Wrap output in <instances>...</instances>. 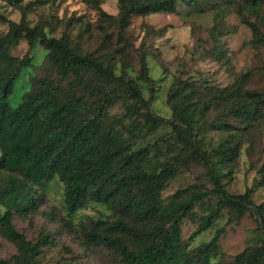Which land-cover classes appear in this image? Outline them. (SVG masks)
<instances>
[{"label": "rangeland", "instance_id": "obj_1", "mask_svg": "<svg viewBox=\"0 0 264 264\" xmlns=\"http://www.w3.org/2000/svg\"><path fill=\"white\" fill-rule=\"evenodd\" d=\"M123 1L0 0V12L9 20L20 23L25 17L30 27L40 26L48 37L62 39L80 54L110 65L117 77L113 81L93 70H82L80 77L64 73L49 59L50 52L39 39L32 48L23 40L11 49L12 56L27 66L20 72L9 104L17 108L44 81L56 84L52 91L62 100L76 102L82 97L94 109L106 98L108 105L100 119L132 150L147 155L146 169H173L161 199L178 203L214 189V171L181 143L172 124L174 105L181 99L171 100V95L175 86L185 89L184 104L207 106L205 119L195 126L203 150L216 162L221 157H213V150L220 144L238 147L231 161L221 160L216 168L222 184L233 195L253 189L254 206L241 216L225 207L200 231L205 217L220 205L215 196L205 199L191 217L183 219L181 245L201 264H237L241 253L264 244V223L256 209L264 205V103H259L261 117L242 131L241 120L219 97L223 90L236 87L264 97V0H256L255 5L254 0H178L173 12L147 14L139 7L156 0H126L131 12L124 24ZM15 31L0 22V38L7 44ZM122 81L139 89V101L124 95ZM147 111L158 119L157 125L143 116ZM226 118L233 125L231 131L216 127ZM21 179L17 173L0 171V189ZM23 188L35 203L14 205V223L30 241L40 243L38 264H124L115 251L91 245L86 238L88 228L99 221H114L120 217L118 211L89 202L71 214L65 202L66 187L58 178L41 187L31 189L28 183ZM0 211L6 208L0 205ZM126 243L135 249L129 238ZM206 246L208 260L202 253ZM16 255V247L0 234V260L11 261Z\"/></svg>", "mask_w": 264, "mask_h": 264}, {"label": "trees", "instance_id": "obj_2", "mask_svg": "<svg viewBox=\"0 0 264 264\" xmlns=\"http://www.w3.org/2000/svg\"><path fill=\"white\" fill-rule=\"evenodd\" d=\"M177 1L156 0L150 5H141L139 11L145 14L170 13L176 10ZM129 7L124 0L121 11L123 24L131 12ZM0 22L16 28L8 44L0 38V171L17 173L22 177L0 189V205L6 208V211H0V234L17 249V255L11 261L0 260V264H38L41 245L17 230L12 209L14 205L23 207L35 203L32 195L24 190L25 184L29 183L33 189L55 178L66 187L65 202L71 214L89 202L108 205L119 212L120 217L114 221H99L86 230V238L91 245L115 251L124 264H201L181 245L183 219L192 216L197 204L214 196L220 200L219 208L205 217L200 231L206 230L225 207L241 216L254 206L253 189H248L243 195L230 194L222 184L221 175L216 172L219 162L231 161L238 147H233L230 142L220 144L213 150V157H221L216 162L203 150V142L195 126L205 119L207 106L184 104L181 100L187 99L182 95L186 94L185 89L175 86L171 100L177 97L181 100L173 108V127L181 143L214 171V189L198 192L178 203H165L161 192L174 175L173 169H146L147 155L141 156L132 150L113 127H106L100 119L108 105L106 98L102 99L100 107L94 109L82 97L76 102L62 100L52 91L56 84L44 81L42 88L25 95L17 108L9 104L20 72L27 66L24 60L12 56L11 49L23 40L32 48L39 39L41 46L50 52L49 59L64 73L74 72L80 77L82 70H93L115 81L117 77L113 68L100 59L71 49L62 39L48 37L40 26L30 27L25 17L20 23H15L0 12ZM122 82L126 87L124 95L139 101V89L132 83ZM219 98L241 120L242 131H248L261 117L259 103H264V97L260 94L236 87L223 90ZM128 110L131 111L130 108ZM91 114L96 116L90 117ZM143 116L157 125L158 119L149 111ZM232 126L227 118L216 125L229 131L234 129ZM256 209L264 223V205ZM129 220L140 228L136 229ZM127 238L135 249L127 245ZM209 252L208 246L202 248L204 259L208 260ZM236 263L264 264V244L241 253Z\"/></svg>", "mask_w": 264, "mask_h": 264}]
</instances>
